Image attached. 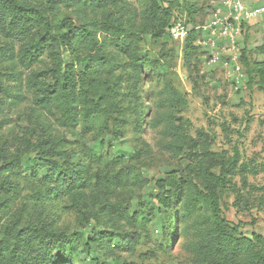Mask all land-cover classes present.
Wrapping results in <instances>:
<instances>
[{"label":"rangeland","instance_id":"obj_1","mask_svg":"<svg viewBox=\"0 0 264 264\" xmlns=\"http://www.w3.org/2000/svg\"><path fill=\"white\" fill-rule=\"evenodd\" d=\"M173 1L178 3L173 17L187 21L192 5L198 9L196 19L203 20L218 0L158 3L166 8ZM122 3L127 27L136 32L151 1ZM84 7H60L52 17L55 29L61 30L66 18L76 25L98 19L96 8L88 0ZM256 33L241 44L244 74L238 84L229 71L210 63L208 53L199 47L188 54L182 42L169 37L139 34L140 39L124 42L98 34L96 51L109 53L114 61L110 84L114 111L85 117L75 108L72 128L61 123L58 102L41 114V120L50 123L53 133L64 141L54 157L57 164L67 165L74 172L84 168L90 183L88 195L95 203L73 201L66 194L49 196L40 175L27 169L35 165L39 141L46 138L30 113L32 91L28 81L32 73L55 64L73 63L79 68L83 61L67 49L55 54L54 45V49L43 47L38 60L29 66L19 56L13 62H2L0 54V71L5 72L0 74V87L6 91L0 112V120L5 121L0 129V148L6 149V157L0 160V167L14 166L13 174L19 173L18 178L13 177L18 190L0 187V203L8 202L0 212V227L18 220L21 225L64 233L72 240L71 264H112L113 256L120 264H203L188 244L197 239V228L213 223L214 207L198 195L199 190L205 191L190 172L193 160L188 152L171 153L167 148L170 138L160 125L151 123L166 109L161 102L162 89L170 82L186 100L176 112L187 133L195 137L203 129L214 137L211 150L221 157V165L213 169L222 178L218 213L238 226L240 234L264 236V65L262 73L245 72V63L254 66L264 61V31ZM24 44L15 42V55ZM2 52L6 56V50ZM116 174H121L120 179ZM96 175L106 179L105 191L96 188ZM168 176L181 181L173 191V206L165 210L153 196L158 192L156 181ZM105 204L110 206L109 213L102 212ZM112 229L119 235L106 238L103 242L108 249H104L96 240ZM132 238L136 243L130 249L126 244ZM110 252L112 257L106 255Z\"/></svg>","mask_w":264,"mask_h":264},{"label":"trees","instance_id":"obj_2","mask_svg":"<svg viewBox=\"0 0 264 264\" xmlns=\"http://www.w3.org/2000/svg\"><path fill=\"white\" fill-rule=\"evenodd\" d=\"M88 1L96 8L98 19L95 21L87 19L76 25L73 19L66 18L61 22L62 29L56 30L52 17L59 12L60 7L85 9V0H0V45L3 47L0 54L2 62H13L14 57L19 56L22 62L29 66L38 60L43 47L52 48L54 45L57 49L55 54L67 49L76 59L83 61L79 68H74L73 63L55 64L32 73L28 81V87L32 91L30 113L36 118L37 126L41 128L46 138L39 141L35 165L27 169L30 173L40 175L49 196L55 193L66 194L73 201L95 203L94 198L88 195L87 188H90V183L84 168L74 172L69 170L67 165L57 164L54 157L64 141L53 133L50 123L41 120V114L49 112L51 105L58 102L62 108L61 123L72 128L74 126L72 111L75 108H78V112L85 117L90 114L102 115L113 112L110 84L114 73V61L109 53L96 51L98 34L111 41L124 42L134 37L140 39L139 34H151L156 39L170 38L167 28L177 18L173 17L172 11L178 3L170 2L164 8L158 0H150L148 12L139 28L133 32L124 20L122 0ZM190 10L187 22L196 24L201 21L196 19L198 9L195 5H192ZM196 38V34L191 31L183 41L188 54L189 51L194 52L195 48H200L194 44ZM16 41H23L25 46L15 55ZM3 50H6V56ZM242 53L243 48L241 63L244 62ZM134 61L138 60L135 58ZM245 65V72L248 75L254 72L262 73L261 66L264 65V61L257 62L254 66L248 63ZM0 74L5 72L0 71ZM5 92L4 88L0 87L2 93L0 112ZM161 102L166 109L153 118L151 123L160 125L165 135L170 138L167 148L171 153L178 154L183 150L188 152L193 160L190 172L200 180L205 191L199 190L198 195L204 203L214 207L213 223L196 229L197 239L188 244V249L197 255L203 264H264V236L256 232L251 236L242 235L238 232V226L228 222L218 213L220 210L217 201L222 178L215 174L213 169L221 165V157L211 150L214 137L203 129H199L195 137L187 133L186 124L176 112V108L184 105L186 100L172 83L164 84ZM4 122L3 119L0 120V129ZM5 157L6 149L0 148V160ZM13 167L10 165L0 167L1 188L18 190L19 185L13 177L18 178L19 173L13 174ZM120 175L116 174V177L120 179ZM180 179L168 176L156 181L158 192L154 194L153 199L165 210L173 206V191L178 189ZM96 181V188L103 187L105 191L106 179L96 175ZM7 203H0V212L7 207ZM186 204L189 205V202ZM109 209L110 206L105 204L102 212L109 213ZM122 215L126 216L125 213ZM118 235L116 229L106 230L96 241L102 248L108 249V245L103 241ZM121 240L124 242L125 237L123 236ZM135 243L132 238L126 245L132 249ZM71 244L72 240L62 232L33 224L21 225L18 220H14L0 227V264H71ZM106 255L112 257L113 252ZM112 261V264H120L116 256L112 257Z\"/></svg>","mask_w":264,"mask_h":264},{"label":"built area","instance_id":"obj_3","mask_svg":"<svg viewBox=\"0 0 264 264\" xmlns=\"http://www.w3.org/2000/svg\"><path fill=\"white\" fill-rule=\"evenodd\" d=\"M251 0H218L205 18L196 24L174 19L167 32L175 41L182 42L193 31L195 45L208 53L209 62L219 64L240 82L243 76L241 44L247 26L252 20L264 16V4L250 5Z\"/></svg>","mask_w":264,"mask_h":264},{"label":"crops","instance_id":"obj_4","mask_svg":"<svg viewBox=\"0 0 264 264\" xmlns=\"http://www.w3.org/2000/svg\"><path fill=\"white\" fill-rule=\"evenodd\" d=\"M259 4H264V0H251L250 5L255 6ZM264 31V17L257 18L255 20H252L250 24L247 26L246 33L244 35V38H247L249 34L251 35H256L257 36V31L261 30Z\"/></svg>","mask_w":264,"mask_h":264}]
</instances>
